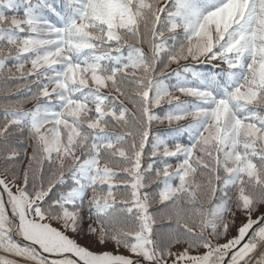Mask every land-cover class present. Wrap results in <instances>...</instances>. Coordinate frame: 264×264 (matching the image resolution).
Instances as JSON below:
<instances>
[{"label": "snow or ice", "instance_id": "snow-or-ice-1", "mask_svg": "<svg viewBox=\"0 0 264 264\" xmlns=\"http://www.w3.org/2000/svg\"><path fill=\"white\" fill-rule=\"evenodd\" d=\"M0 264H264V0H0Z\"/></svg>", "mask_w": 264, "mask_h": 264}]
</instances>
